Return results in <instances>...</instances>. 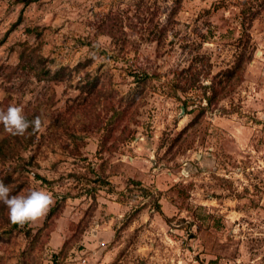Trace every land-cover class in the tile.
Instances as JSON below:
<instances>
[{
	"label": "rangeland",
	"instance_id": "1",
	"mask_svg": "<svg viewBox=\"0 0 264 264\" xmlns=\"http://www.w3.org/2000/svg\"><path fill=\"white\" fill-rule=\"evenodd\" d=\"M10 104L0 264H264V0H0Z\"/></svg>",
	"mask_w": 264,
	"mask_h": 264
},
{
	"label": "clouds",
	"instance_id": "2",
	"mask_svg": "<svg viewBox=\"0 0 264 264\" xmlns=\"http://www.w3.org/2000/svg\"><path fill=\"white\" fill-rule=\"evenodd\" d=\"M41 117L32 120L26 118L19 105L10 104L0 110V126L12 135H22L29 127L33 131L40 129ZM52 202V194L42 188L32 187L17 194H11V189L0 180V203L7 207L10 221L23 224L33 221L45 214Z\"/></svg>",
	"mask_w": 264,
	"mask_h": 264
},
{
	"label": "trees",
	"instance_id": "3",
	"mask_svg": "<svg viewBox=\"0 0 264 264\" xmlns=\"http://www.w3.org/2000/svg\"><path fill=\"white\" fill-rule=\"evenodd\" d=\"M99 179V178H98ZM99 181V180H98ZM102 183H106L107 184V182H102ZM131 185H133V186H140L141 185V183L140 182H136V181H132L131 182Z\"/></svg>",
	"mask_w": 264,
	"mask_h": 264
}]
</instances>
